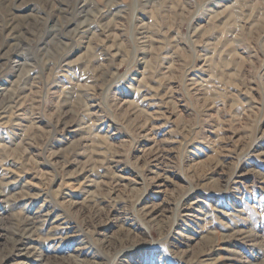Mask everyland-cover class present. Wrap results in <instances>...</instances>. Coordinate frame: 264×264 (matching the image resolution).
I'll return each instance as SVG.
<instances>
[{"label":"rangeland","instance_id":"1","mask_svg":"<svg viewBox=\"0 0 264 264\" xmlns=\"http://www.w3.org/2000/svg\"><path fill=\"white\" fill-rule=\"evenodd\" d=\"M0 264H264V0H0Z\"/></svg>","mask_w":264,"mask_h":264}]
</instances>
